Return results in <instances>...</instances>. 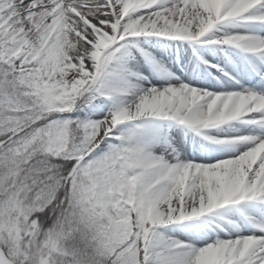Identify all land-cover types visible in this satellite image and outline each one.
Listing matches in <instances>:
<instances>
[{"label": "snow or ice", "instance_id": "1", "mask_svg": "<svg viewBox=\"0 0 264 264\" xmlns=\"http://www.w3.org/2000/svg\"><path fill=\"white\" fill-rule=\"evenodd\" d=\"M0 264H264V0H0Z\"/></svg>", "mask_w": 264, "mask_h": 264}]
</instances>
